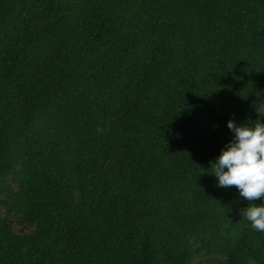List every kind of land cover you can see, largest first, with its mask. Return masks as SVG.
<instances>
[{
    "label": "trees",
    "instance_id": "obj_1",
    "mask_svg": "<svg viewBox=\"0 0 264 264\" xmlns=\"http://www.w3.org/2000/svg\"><path fill=\"white\" fill-rule=\"evenodd\" d=\"M257 105L264 0H0V264H264L209 167Z\"/></svg>",
    "mask_w": 264,
    "mask_h": 264
},
{
    "label": "clouds",
    "instance_id": "obj_2",
    "mask_svg": "<svg viewBox=\"0 0 264 264\" xmlns=\"http://www.w3.org/2000/svg\"><path fill=\"white\" fill-rule=\"evenodd\" d=\"M256 112L264 117V109L256 106ZM227 128L232 138L210 162L218 187L235 186L239 196L259 204L247 206L240 211L252 229L264 232V120L254 124L229 119Z\"/></svg>",
    "mask_w": 264,
    "mask_h": 264
},
{
    "label": "rangeland",
    "instance_id": "obj_3",
    "mask_svg": "<svg viewBox=\"0 0 264 264\" xmlns=\"http://www.w3.org/2000/svg\"><path fill=\"white\" fill-rule=\"evenodd\" d=\"M198 264H203L202 262H199Z\"/></svg>",
    "mask_w": 264,
    "mask_h": 264
}]
</instances>
